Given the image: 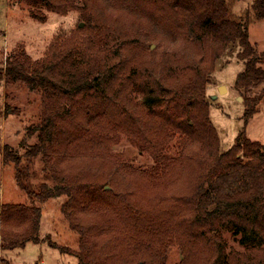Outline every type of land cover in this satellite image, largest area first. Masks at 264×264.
<instances>
[{
	"label": "trees",
	"instance_id": "trees-1",
	"mask_svg": "<svg viewBox=\"0 0 264 264\" xmlns=\"http://www.w3.org/2000/svg\"><path fill=\"white\" fill-rule=\"evenodd\" d=\"M30 2L53 14L79 4L81 35L57 37L41 61L21 50L0 65V88L19 84L43 105L33 146H0L27 201L0 206V250L38 245L41 206L65 198L77 264H169L173 248L177 264H264V144L247 136L264 108V52L248 39L264 0ZM151 45L165 50L158 60ZM235 46L243 124L221 152L206 86ZM122 137L149 166L109 161Z\"/></svg>",
	"mask_w": 264,
	"mask_h": 264
},
{
	"label": "rangeland",
	"instance_id": "rangeland-1",
	"mask_svg": "<svg viewBox=\"0 0 264 264\" xmlns=\"http://www.w3.org/2000/svg\"><path fill=\"white\" fill-rule=\"evenodd\" d=\"M245 7L244 3L237 4L233 13L239 15ZM80 11L79 4L63 14H53L40 5L35 9L30 0H0V65H4L9 55L21 50L32 62L41 61L47 57L49 47L57 37L69 40L77 34L81 35L76 30L81 20ZM30 12H39L41 19H34ZM81 26V29L85 28L84 24ZM248 39L259 52H264V22L249 26ZM168 49L175 48L172 46ZM144 51L148 53V50ZM149 51L155 52L154 58L157 59L165 50L151 45ZM238 52L237 46L226 51L216 63L206 86L210 121L218 134L221 152L232 146L243 124V100L234 89L236 76L243 71V64L236 57ZM221 87L224 88L223 92H219ZM262 89L264 86L258 92ZM42 106L40 93L31 92L19 84H3L0 88V146L8 145L19 155L24 153V146H33L36 136H29L27 130L38 124ZM247 136L252 141L264 144V108L249 122ZM177 147L175 142L167 154L175 155ZM107 158L115 164L128 162L136 167L150 165L149 160L139 156L124 137L112 148ZM33 169H37V164H33ZM26 202L25 195L15 185L12 167L3 166L0 154V206L24 205ZM64 202L65 198L51 199L41 206V242L38 245H27L22 251L0 250V259L8 264H77L72 253L78 250V239L69 229L62 211ZM1 230L0 224V234ZM180 259L178 250L173 248L168 254V263L177 264Z\"/></svg>",
	"mask_w": 264,
	"mask_h": 264
},
{
	"label": "water",
	"instance_id": "water-1",
	"mask_svg": "<svg viewBox=\"0 0 264 264\" xmlns=\"http://www.w3.org/2000/svg\"><path fill=\"white\" fill-rule=\"evenodd\" d=\"M82 27V26H81ZM224 88L223 87H221L220 89H219V92H223L222 90H223Z\"/></svg>",
	"mask_w": 264,
	"mask_h": 264
},
{
	"label": "bare ground",
	"instance_id": "bare-ground-1",
	"mask_svg": "<svg viewBox=\"0 0 264 264\" xmlns=\"http://www.w3.org/2000/svg\"><path fill=\"white\" fill-rule=\"evenodd\" d=\"M222 91H224V89Z\"/></svg>",
	"mask_w": 264,
	"mask_h": 264
}]
</instances>
